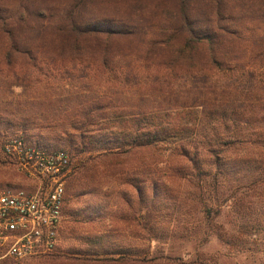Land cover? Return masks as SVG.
<instances>
[{
    "label": "trees",
    "instance_id": "obj_1",
    "mask_svg": "<svg viewBox=\"0 0 264 264\" xmlns=\"http://www.w3.org/2000/svg\"><path fill=\"white\" fill-rule=\"evenodd\" d=\"M47 71L79 73L82 86L37 103V111L31 112L35 103L15 113L0 106V130L22 132L26 143L48 152L68 151L72 161L87 155L75 169L91 171L89 182L97 184L98 171L165 147L167 159L173 158L168 172L196 183L198 192L176 208L158 177L139 178L137 168L123 169V183L136 196L120 194L114 206L121 215L113 220L124 222L132 237L159 222L162 210L170 215L180 209L188 220L189 207L203 206L200 212L212 226L222 209L208 206L205 197L231 192L238 225L233 233L220 226L219 237L232 250L264 251L262 242L250 240L264 235V0H0L4 84L26 90ZM173 113L196 114L197 122L186 127L165 120ZM39 125L51 128L49 137L28 136V127ZM182 127L191 135L176 141ZM79 180L70 190L101 195ZM93 209L103 218L106 205ZM87 236L88 250L67 253L72 263L170 261L111 244L98 227Z\"/></svg>",
    "mask_w": 264,
    "mask_h": 264
},
{
    "label": "rangeland",
    "instance_id": "obj_2",
    "mask_svg": "<svg viewBox=\"0 0 264 264\" xmlns=\"http://www.w3.org/2000/svg\"><path fill=\"white\" fill-rule=\"evenodd\" d=\"M63 72H65V70ZM2 76L3 74L0 72V106L5 104L9 105L5 111L14 113L18 112L20 106H25L28 109L29 106L33 105L32 103H35V105L31 112L37 111L40 109L37 103L57 94L67 95L73 91L79 90L82 86L81 81L77 78L79 73L75 72L59 74L57 72L51 73L47 71V74L38 78L40 81L38 85L26 90L22 88L10 90L8 87L9 84H4L5 80L3 81ZM32 77L34 79V76ZM99 87L102 88V86ZM20 102H25L26 105H20ZM27 112L21 111L20 113L25 114ZM174 115V113L171 114V117H167L165 120L178 119L183 126L186 127L194 126L197 122L195 121L196 114L182 113V115ZM16 117L17 119L21 118L20 115H16ZM40 119H42V117L39 116V121ZM40 123L43 122L40 121ZM36 127L37 128H35V126L28 127V136L30 135L33 136V138H37L36 135L44 134L45 138L49 137L51 128H45V126H43V128L40 125ZM186 127H182V129ZM59 129L60 131L62 130L61 128ZM185 131L186 129L177 133L178 136L182 137H179L176 141L185 139L187 136L191 135L190 131ZM20 133L22 132L12 133L11 131L0 130L1 186L25 187L28 185L26 179L16 170L12 161L3 153L2 148L6 138L19 135ZM173 140H171V142ZM64 146L67 147V145ZM67 149L69 148L67 147ZM86 158L87 155L84 154L74 157L72 161L73 173L67 180V203L64 210V222L60 237L61 244L58 250L52 256L32 259L28 261L27 264H81L79 261L72 263V261L68 259L70 256L67 255V253L71 249L88 250L89 245L86 240L88 237L87 232L94 227H98L106 232L108 236H110L111 244L131 246L141 251L149 250L153 258H170V261H158L164 264H264V251L257 250L256 248L250 249L251 246L246 247L244 251L232 250L227 247L218 235L220 226L226 229V231L233 233L238 225L237 215L233 210L232 203L228 200L231 198L229 197L231 192H226L225 194L221 193L219 196H213L214 192H209L208 195L212 196V198L205 197V203L208 206L215 210L222 209V213L214 219L212 226L206 224L204 215L200 212V208H203V206H197L194 210H191L189 207L192 213L188 220L183 219L182 216L185 211H182L180 214V209L179 211H177V209L176 211L171 209L170 215H168L166 209L162 210L164 211V217L160 218L159 222H151L148 225L147 231L141 229L138 232L139 235L137 233V236L133 235L132 237L130 236L132 233L129 232L130 230L125 226L124 222L121 220L115 222L113 220L117 215H121L120 212L116 211L115 207L121 197L120 194L127 192V194L131 196H136L135 190L126 187L123 183V176L120 173L123 169L131 167L137 168L140 171L138 172L139 178L145 179L146 174L151 175L150 179H152L151 177L153 175L158 177L160 187L163 188L161 190L166 200L170 199L172 205L175 204L177 206L176 208H179L178 205L180 202H188L187 199L190 200V198H193V195L198 192L194 186L196 183L172 177V172H168L167 166L169 167V163L167 162H171L172 165L173 158H171V161L167 159L168 152L165 150V147L147 150L142 156L133 158L124 167L108 170V172L106 170L98 171L97 178L100 184L95 183V181L93 182V180L89 182V178L92 176L90 173L91 171L88 172L84 170L81 172V170L75 169L79 166V160H85ZM75 170L76 174H74ZM162 170L167 172V176L162 175L164 174ZM79 179L88 180L91 185L90 187L93 189L98 188V192H100L101 195L94 196L90 195L89 191L87 193L84 191L82 192L83 195L79 196V189L70 190L77 180L78 183L80 182ZM103 195L106 198H102ZM99 204L106 205V209L101 210L103 218L100 215H96L97 213H95L93 209H97ZM182 205L180 204L179 206ZM95 216H98V219L93 221ZM92 223L94 225H92ZM191 224H194L192 225L194 228L190 227ZM187 229H191L192 233H190L191 231L187 232ZM250 240L262 242V246H264V235L252 237ZM75 259L77 260V258Z\"/></svg>",
    "mask_w": 264,
    "mask_h": 264
},
{
    "label": "built area",
    "instance_id": "obj_3",
    "mask_svg": "<svg viewBox=\"0 0 264 264\" xmlns=\"http://www.w3.org/2000/svg\"><path fill=\"white\" fill-rule=\"evenodd\" d=\"M2 148L28 185H0V264H27L61 244L72 157L36 148L19 135L6 138Z\"/></svg>",
    "mask_w": 264,
    "mask_h": 264
}]
</instances>
